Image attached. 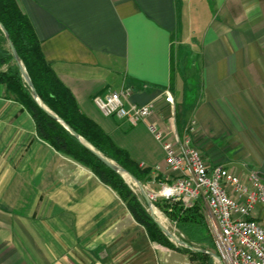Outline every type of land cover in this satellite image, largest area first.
Returning a JSON list of instances; mask_svg holds the SVG:
<instances>
[{"label":"crops","instance_id":"crops-1","mask_svg":"<svg viewBox=\"0 0 264 264\" xmlns=\"http://www.w3.org/2000/svg\"><path fill=\"white\" fill-rule=\"evenodd\" d=\"M17 2L81 111L142 167L170 172L150 124L166 133L173 119L182 136L196 119L193 144L209 167L264 177V0ZM122 88L129 103L158 102L150 121L100 112L94 96ZM250 218L264 223V211ZM177 263L191 264L151 239L112 187L42 141L0 84V264Z\"/></svg>","mask_w":264,"mask_h":264},{"label":"trees","instance_id":"trees-1","mask_svg":"<svg viewBox=\"0 0 264 264\" xmlns=\"http://www.w3.org/2000/svg\"><path fill=\"white\" fill-rule=\"evenodd\" d=\"M0 23L8 32L41 103L62 119L69 128L77 132L86 143L106 158L123 167L142 184L153 180L155 177L151 168L142 167L138 164L126 150L114 143L97 122L81 111L73 93L63 84L51 64L45 59L41 41L33 24L17 0H0ZM0 84L6 87L9 96L13 97L31 114L39 138L61 154L91 170L103 183L112 187L126 203L135 220L147 229L151 239L174 249L183 250L198 264H216L215 260L208 254L176 247L162 233L140 197L125 182L123 177L107 167L85 143L76 138L62 123L51 117L40 106L22 77L1 28ZM156 178L159 179L160 177L156 176ZM178 203L173 205V216H180V224L184 232L194 235L199 229L205 228L198 210V204L183 210L182 207L178 208ZM185 241L192 245L190 241ZM202 242L208 243L213 249L215 248L213 241L209 238H203ZM201 249L209 250L208 248Z\"/></svg>","mask_w":264,"mask_h":264},{"label":"built area","instance_id":"built-area-1","mask_svg":"<svg viewBox=\"0 0 264 264\" xmlns=\"http://www.w3.org/2000/svg\"><path fill=\"white\" fill-rule=\"evenodd\" d=\"M131 93V88H122L95 95L93 102L105 117L124 120L132 126L145 124L156 114L158 102L129 103ZM163 98L174 116V96L166 91ZM172 121L166 133L149 125L163 146L168 169L176 175L169 182L160 183L158 191L151 193L144 188L152 208L160 199L168 203L182 201L186 208L200 203L224 264H264V223L250 218L259 206L264 211V177L251 171L244 179L222 165L209 167L193 144L197 120H190L182 136ZM145 207L151 212L146 201Z\"/></svg>","mask_w":264,"mask_h":264},{"label":"rangeland","instance_id":"rangeland-1","mask_svg":"<svg viewBox=\"0 0 264 264\" xmlns=\"http://www.w3.org/2000/svg\"><path fill=\"white\" fill-rule=\"evenodd\" d=\"M190 60L194 62L193 58H191ZM190 65H192V62L190 63ZM188 84H189V82H188ZM190 96H192V99H193L192 100V104H195L196 99H197L196 91H195L194 95L190 94ZM152 172H153V170H152ZM156 176H159V175H154L155 178L153 180H150V181L142 184L147 192H151L152 193V192L158 191L159 188H160V183H163V182H166V181L169 182L170 180H172L173 178L176 177V175L174 173H172L171 171L167 174V177L165 179H162L160 176H159L160 178L157 179ZM123 179L131 187V189L134 192L137 193V195L140 197V199L142 200L143 204L145 205V200L142 197V195L140 193V190L137 187L136 183L133 180L128 182V179L126 180L125 177H123ZM176 203H178L177 204L178 208L182 207L183 210L188 209V208L185 207V204L182 201H177L175 203H168V202L160 199V200H158V201H156L154 203L155 206H156L155 209L157 211H159L163 215V217L165 218V222L162 223V224L165 227H167L171 232H173L178 238L190 241L194 247H196V248H208L210 251H213V252H215V253H217L219 255L218 247H217L214 239L212 238V235L210 233V230H209L207 222H206V217H205V213H204L205 211H204L203 206L200 203H198V210L200 211V215L202 216V219L204 221L205 228L204 229L203 228L199 229L198 231H196V233H194V235H189L190 233H188L186 231L184 232L183 228H181L182 226L180 224V222H181L180 221V216L179 217H176V215L173 216V213H174L173 205L176 204ZM183 226H184V224H183ZM203 238L204 239L205 238H209L210 240H212L214 245H215V248L213 249V247L211 248L208 245V243L202 242ZM171 242L174 243L173 241H171ZM175 245H176V247H180L182 249H187V248L179 246L177 244H175ZM167 247H169V246H167ZM169 248H172V247H169ZM172 249H174V248H172ZM174 250H178V251L186 254L187 257H188V260L190 261L191 264H198L197 261L192 260V258H190V256H189V254H187L183 250L178 249V248H175ZM215 263L219 264L216 260H215Z\"/></svg>","mask_w":264,"mask_h":264},{"label":"water","instance_id":"water-1","mask_svg":"<svg viewBox=\"0 0 264 264\" xmlns=\"http://www.w3.org/2000/svg\"><path fill=\"white\" fill-rule=\"evenodd\" d=\"M0 28L2 29V31L4 32L5 34V37L8 41V45L10 47V50L12 52V55L20 69V72L22 74V77L24 78L25 82L27 83V85L29 86L30 90L32 91V95L34 97V99L40 104V106L51 116L53 117L54 119H56L58 122L62 123L76 138H78L81 142L85 143V145L93 151V153L109 168H111L112 170L116 171L117 173H119L120 175H122L123 177L124 174H127L129 175L133 181L136 182L139 190H140V193L141 195L144 197L148 207L152 208V204L151 202L149 201V199L146 197V193H145V190H144V187L142 185V183L137 179L135 178L133 175H131L127 170H125L123 167L117 165L114 161L106 158L104 155H102L101 153H99L98 151H96L92 146H90L88 143H86L82 138L81 136L75 132L73 129L69 128L64 122L62 119H60L57 115H55L53 112H51L47 107H45L41 101H40V98L38 96V93L33 85V82L13 44V42L11 41L10 39V36L8 34V32L6 31L5 27L0 23ZM151 216L152 218L155 220V222L158 224L159 228L161 229L162 233L164 235H166L171 241H173L175 244L179 245V246H182V247H185L187 249H190L192 251H198V252H201V253H204V254H208L209 256H211L214 260H216L219 264H224L223 261H222V258L220 255H218L217 253L213 252V251H210V250H205V249H201V248H196V247H193L192 245H190L189 243H187L185 240L183 239H180L178 238L173 232H171L167 227H165L160 221H158L156 218H155V215L153 213H151Z\"/></svg>","mask_w":264,"mask_h":264},{"label":"bare ground","instance_id":"bare-ground-1","mask_svg":"<svg viewBox=\"0 0 264 264\" xmlns=\"http://www.w3.org/2000/svg\"><path fill=\"white\" fill-rule=\"evenodd\" d=\"M124 176H125V178H126V180L128 179V182L129 181H132V178L129 176V175H127V174H124ZM135 182V181H134ZM136 183V182H135ZM137 185V184H136ZM138 187V186H137ZM151 211V213H153V214H155V216L157 217H155L156 219H158L161 223H164L165 222V218L163 217V215L159 212V211H157L156 209H155V206L150 210Z\"/></svg>","mask_w":264,"mask_h":264}]
</instances>
